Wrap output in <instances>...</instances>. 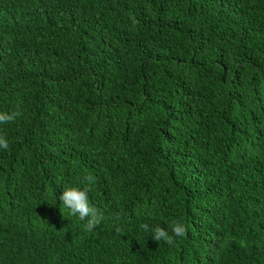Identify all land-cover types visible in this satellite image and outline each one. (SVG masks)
Wrapping results in <instances>:
<instances>
[{"label":"trees","instance_id":"16d2710c","mask_svg":"<svg viewBox=\"0 0 264 264\" xmlns=\"http://www.w3.org/2000/svg\"><path fill=\"white\" fill-rule=\"evenodd\" d=\"M16 111L0 264H264V0H0ZM67 186L104 211L92 231ZM177 220L175 246L140 228Z\"/></svg>","mask_w":264,"mask_h":264},{"label":"clouds","instance_id":"9594fccd","mask_svg":"<svg viewBox=\"0 0 264 264\" xmlns=\"http://www.w3.org/2000/svg\"><path fill=\"white\" fill-rule=\"evenodd\" d=\"M21 113L16 112H0V124H7L13 122ZM9 143L6 137L0 134V149L7 150ZM87 184H92L95 180L92 176L84 178ZM89 189L87 187L81 188L79 186H67L64 187L59 199L62 205L68 209L69 213L73 216H78L81 221L86 220L85 227L88 231H92L97 225H99L104 219V211L93 206L89 202L88 196ZM113 220L115 221V230L117 233L122 234L123 229L119 226L120 214H114ZM140 228L145 232H150L152 238L156 241L163 240L169 246H175V237H183L187 232L186 225L181 221H173L171 225L172 234L160 226H155L150 230L147 223L141 224Z\"/></svg>","mask_w":264,"mask_h":264}]
</instances>
